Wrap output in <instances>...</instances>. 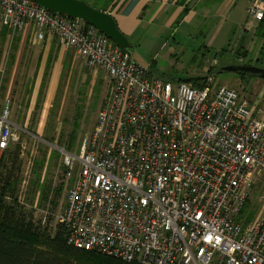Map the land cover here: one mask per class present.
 I'll use <instances>...</instances> for the list:
<instances>
[{"label":"built area","instance_id":"obj_1","mask_svg":"<svg viewBox=\"0 0 264 264\" xmlns=\"http://www.w3.org/2000/svg\"><path fill=\"white\" fill-rule=\"evenodd\" d=\"M248 14L262 20L264 0ZM0 22L32 25L111 83L93 131L60 148L70 245L141 264H264V202L242 217L264 178V107L211 73L199 85L155 78L96 27L34 0H0ZM16 128L0 86V173Z\"/></svg>","mask_w":264,"mask_h":264},{"label":"rangeland","instance_id":"obj_2","mask_svg":"<svg viewBox=\"0 0 264 264\" xmlns=\"http://www.w3.org/2000/svg\"><path fill=\"white\" fill-rule=\"evenodd\" d=\"M237 14L244 22L247 14ZM200 19L199 29L195 19L172 28L155 22L140 30L131 38L133 58L144 67L150 66L153 77L173 83L185 78L202 79L211 73L216 84L234 88L264 107V98L246 97L240 91L241 87L250 89L246 80L252 74L224 70L241 63L237 53L241 28L235 30L234 16L224 17V29L209 48L205 35L217 19ZM2 26L0 23V29ZM24 34L10 29L0 33V86L3 97L11 99V119L19 132V138L9 147H19L20 170L14 195L37 223L53 232L73 183L64 176L60 148L76 151L81 139L93 131L111 83L102 68L87 66L74 50L68 49L64 60L58 54L57 58L56 52L49 57L45 41ZM260 43L253 44L244 63H254L252 58L260 54ZM241 76L247 78L241 80ZM248 201L242 217L251 221L260 214L264 202V178L252 189Z\"/></svg>","mask_w":264,"mask_h":264},{"label":"crops","instance_id":"obj_3","mask_svg":"<svg viewBox=\"0 0 264 264\" xmlns=\"http://www.w3.org/2000/svg\"><path fill=\"white\" fill-rule=\"evenodd\" d=\"M250 1L251 0H87V2L96 5L98 9L112 14L119 29L129 38L131 44V38L137 37L140 30L150 28L155 22H162L165 28H172L176 26L177 23L178 25L190 24L197 19L199 21L197 29H199L200 22L202 21V19L199 20V17L210 22L212 18H216L217 21H214L206 35L204 34L206 37L208 36L207 48H209L224 29V17L230 14L235 18L233 19L234 21L232 20L235 30L236 28H241L239 31L240 41L238 42V48L240 49L237 50L238 59L241 63L238 64H248L244 63L245 57L250 53L253 44L256 45L257 42H261L259 46L261 56L258 54L256 57L252 58L254 63L251 62L248 65L264 67V51H261L264 50V37L262 36L264 27L260 21L254 20L249 16L248 7ZM237 9L239 11H237ZM236 11L239 14H242V11L244 15L247 14L244 22L243 19L240 17L238 18ZM228 18H226V21ZM23 33L34 35L33 26L29 25ZM201 33L202 31H199V34ZM44 49L46 55L49 57H53L52 54L56 52L57 58L59 55V58H62V60L66 59L65 54L68 49L61 47L54 38L46 39ZM129 53L132 56L130 48ZM147 68H149L153 76L150 70L151 67L149 66ZM245 78H247V76H241V80H245ZM246 81L247 84L250 85V89L247 91L246 88L241 87L240 91L243 92L242 94L246 97L256 96L257 98H264V77L249 75Z\"/></svg>","mask_w":264,"mask_h":264},{"label":"trees","instance_id":"obj_4","mask_svg":"<svg viewBox=\"0 0 264 264\" xmlns=\"http://www.w3.org/2000/svg\"><path fill=\"white\" fill-rule=\"evenodd\" d=\"M260 22L264 27V17ZM7 29L2 26L0 33ZM203 79L186 78L181 81L199 85ZM18 151L19 147H16L5 152L0 173V264H141L107 256L96 250L76 248L68 243L61 223L53 232L37 223L33 213L25 210L14 195L18 183L17 172L20 170Z\"/></svg>","mask_w":264,"mask_h":264},{"label":"water","instance_id":"obj_5","mask_svg":"<svg viewBox=\"0 0 264 264\" xmlns=\"http://www.w3.org/2000/svg\"><path fill=\"white\" fill-rule=\"evenodd\" d=\"M39 5L52 12L59 13L71 18L82 19L88 24L103 32L111 41L116 43L122 50L129 53L131 43L129 38L119 29L117 22L109 12L97 9L85 0H34ZM224 70L237 73H246L264 76V67L248 64H234Z\"/></svg>","mask_w":264,"mask_h":264}]
</instances>
